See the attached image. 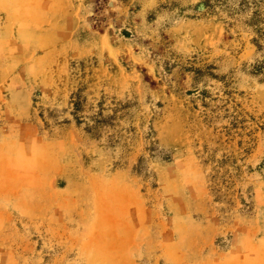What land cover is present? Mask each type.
I'll use <instances>...</instances> for the list:
<instances>
[{"label":"rangeland","instance_id":"374dc122","mask_svg":"<svg viewBox=\"0 0 264 264\" xmlns=\"http://www.w3.org/2000/svg\"><path fill=\"white\" fill-rule=\"evenodd\" d=\"M264 0H0V264H264Z\"/></svg>","mask_w":264,"mask_h":264},{"label":"trees","instance_id":"16d2710c","mask_svg":"<svg viewBox=\"0 0 264 264\" xmlns=\"http://www.w3.org/2000/svg\"><path fill=\"white\" fill-rule=\"evenodd\" d=\"M261 34L264 35V32H262Z\"/></svg>","mask_w":264,"mask_h":264}]
</instances>
